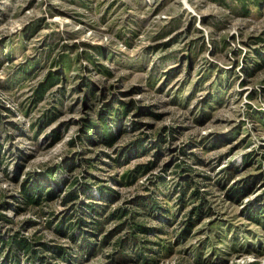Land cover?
Here are the masks:
<instances>
[{
    "label": "rangeland",
    "instance_id": "obj_1",
    "mask_svg": "<svg viewBox=\"0 0 264 264\" xmlns=\"http://www.w3.org/2000/svg\"><path fill=\"white\" fill-rule=\"evenodd\" d=\"M35 184L53 196L25 204ZM196 189L211 215L184 232ZM85 205L102 233L66 231ZM263 205L264 0H0V236L34 264H264Z\"/></svg>",
    "mask_w": 264,
    "mask_h": 264
},
{
    "label": "trees",
    "instance_id": "obj_2",
    "mask_svg": "<svg viewBox=\"0 0 264 264\" xmlns=\"http://www.w3.org/2000/svg\"><path fill=\"white\" fill-rule=\"evenodd\" d=\"M46 177H51V176L48 174V176H46ZM184 179L185 180L183 181V183L180 184L181 185L180 186L181 187V197H180L181 203H183V198L185 197L187 191L191 188V185H192L191 181L189 182L187 177H185ZM230 179H231V176L229 174L226 176V178L223 177L222 181L229 182ZM254 182L255 181H253V180H246L243 182V185L240 188L232 187L230 192L232 193L233 200H237V198L239 196L247 194L251 190V185H253ZM41 187L42 186L35 184L32 187H29V188L24 187L22 189V196H23V200H24L25 204H29V205L40 204L41 203L40 201H42L41 198L43 196L46 199H49L51 196H53V194L50 190L44 191ZM234 191H236L237 193H234ZM198 193L199 192L196 189L191 194V198H192L193 202H196V203L198 202L199 204H198V206H195L194 208H192L191 211L188 213L187 221H186L187 226H186L184 232H187L192 227L201 223V221L203 219H205L207 216L211 215V210L206 207V202H205L204 198L199 197ZM72 198H74V200L76 198V195L74 194V192L70 193L68 196V199H72ZM84 207H85V209H87L89 211V213L93 214V219L90 222H86L85 220H81V218L78 219L77 222H75L74 224H70L72 222H69L67 224L66 231H70L73 227L78 226V228L79 227H85V228L87 227L96 233H99V234L102 233L103 222L96 219V216L99 215V212L96 209L98 207H96L94 205H85ZM263 213H264V205L262 207H260L259 209H257L254 212V214L250 216V219H252L253 223H257V224L260 223V225L264 226V214ZM126 215L127 214L125 212H123V211L121 212L120 210H117V211H114V213H112L111 217L116 216L117 218H114V219L121 220ZM135 217L130 216L129 220H131L132 222H130L129 225H127V223H128V220H127L125 222H122L120 225H118L116 227V229H114V231H113V232H117L126 226L129 228V231H128L126 237L124 239H121L117 244V250L118 251L115 252L114 255H112L113 256L112 258H113L114 262H116V263H121V262H124L126 260L125 259V258H127L126 253L129 249H134V247H135L136 249L138 248L137 250H139V242L140 241L137 239V237L135 235L137 233H140L141 231H144L145 228L142 225L133 223ZM222 223L223 222H221V221L219 222L216 220L209 222L207 231L211 234L213 233L214 237L216 238L215 242L223 243L225 245V247L228 248L226 241H224V238L222 240L223 234L225 233V231H221ZM64 231H65V228L62 229V232H64ZM90 233L93 234L92 232H90ZM72 239H73V237H72ZM236 241H237L236 237L231 239L232 249H235ZM0 249H2V250L6 249L5 251H7V253L5 255L6 256L5 259H6V262L7 261L10 262V264H19L17 254H20V252L29 257V259H30L29 262L31 264H34V261L36 260V258H40V256H37V254L33 251L31 243H29V241L27 239L19 237L17 234L8 236V238L0 236ZM142 249H145V248H142ZM60 251H61V249H58V251H56V253H57L56 255L60 256V253H58ZM201 251H202V248L199 247L196 251V257L197 258H199ZM257 253H259V252H257ZM43 264H48V263L43 262Z\"/></svg>",
    "mask_w": 264,
    "mask_h": 264
}]
</instances>
